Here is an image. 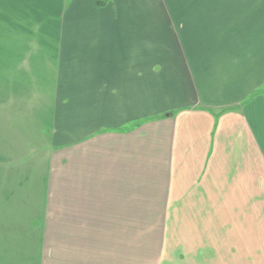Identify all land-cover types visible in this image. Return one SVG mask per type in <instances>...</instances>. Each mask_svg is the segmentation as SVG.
<instances>
[{"label": "crops", "instance_id": "0c3cea01", "mask_svg": "<svg viewBox=\"0 0 264 264\" xmlns=\"http://www.w3.org/2000/svg\"><path fill=\"white\" fill-rule=\"evenodd\" d=\"M97 1L0 0V264H215L264 230V0Z\"/></svg>", "mask_w": 264, "mask_h": 264}, {"label": "rangeland", "instance_id": "374dc122", "mask_svg": "<svg viewBox=\"0 0 264 264\" xmlns=\"http://www.w3.org/2000/svg\"><path fill=\"white\" fill-rule=\"evenodd\" d=\"M100 1H104V4L100 5ZM157 2V1H156ZM108 3V0H98L97 4L99 7H103ZM227 111L222 109L216 110L215 115L223 114ZM249 175V174H248ZM247 175V176H248ZM247 185V195H255V190L249 184V182L254 183L255 180L246 181ZM258 195H264V172L262 173L259 170L258 166ZM261 205H258V207ZM264 206V205H262ZM245 207V206H244ZM244 211H249L248 209ZM264 213V210L262 211ZM239 222L240 221L238 220ZM254 220L245 222L243 226L245 230H240L241 233H236L232 230L229 236H225L227 244L223 246L222 235H216L213 237L214 240V251H215V264H264V230H258L252 225ZM264 222V221H263ZM241 223V224H242ZM252 227V229H251ZM237 231V230H236ZM203 254V255H202ZM200 253L199 260L201 261L202 257L205 256L202 260L203 264H206V253Z\"/></svg>", "mask_w": 264, "mask_h": 264}, {"label": "trees", "instance_id": "16d2710c", "mask_svg": "<svg viewBox=\"0 0 264 264\" xmlns=\"http://www.w3.org/2000/svg\"><path fill=\"white\" fill-rule=\"evenodd\" d=\"M99 4H100V5L104 4V1H100ZM230 109H232V108H227L226 110H230Z\"/></svg>", "mask_w": 264, "mask_h": 264}]
</instances>
